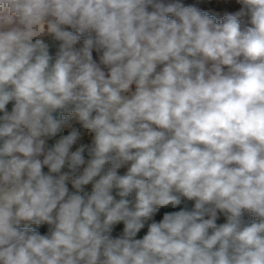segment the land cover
I'll use <instances>...</instances> for the list:
<instances>
[{
    "label": "clouds",
    "instance_id": "clouds-1",
    "mask_svg": "<svg viewBox=\"0 0 264 264\" xmlns=\"http://www.w3.org/2000/svg\"><path fill=\"white\" fill-rule=\"evenodd\" d=\"M235 3L0 0V264H264V0Z\"/></svg>",
    "mask_w": 264,
    "mask_h": 264
},
{
    "label": "crops",
    "instance_id": "crops-1",
    "mask_svg": "<svg viewBox=\"0 0 264 264\" xmlns=\"http://www.w3.org/2000/svg\"><path fill=\"white\" fill-rule=\"evenodd\" d=\"M185 4H196L202 10L208 11L210 14L217 17V19H222L223 15L228 12H234L238 10L239 6L235 3V0H183ZM82 45V41L77 47ZM55 49H53V53ZM53 141H49L51 144ZM71 190V189H70ZM86 190H90L86 189ZM223 220L221 219V221ZM119 231V229H117ZM143 233H141L142 235Z\"/></svg>",
    "mask_w": 264,
    "mask_h": 264
},
{
    "label": "trees",
    "instance_id": "trees-1",
    "mask_svg": "<svg viewBox=\"0 0 264 264\" xmlns=\"http://www.w3.org/2000/svg\"><path fill=\"white\" fill-rule=\"evenodd\" d=\"M182 206H183V205H182ZM188 207H191V202H188ZM170 210H173V209H171V207H169L168 209H162V210H161V215H162L163 211H170ZM159 218H160V216L158 215V216H157V219H159ZM246 219H248V220L251 221V220L254 219V218L246 217ZM45 231H46V229H44V228L41 229L42 234H43Z\"/></svg>",
    "mask_w": 264,
    "mask_h": 264
},
{
    "label": "rangeland",
    "instance_id": "rangeland-1",
    "mask_svg": "<svg viewBox=\"0 0 264 264\" xmlns=\"http://www.w3.org/2000/svg\"><path fill=\"white\" fill-rule=\"evenodd\" d=\"M94 58H97V54L96 53H94Z\"/></svg>",
    "mask_w": 264,
    "mask_h": 264
}]
</instances>
